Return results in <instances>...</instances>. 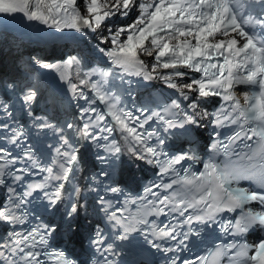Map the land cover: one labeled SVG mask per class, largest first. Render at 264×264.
Returning <instances> with one entry per match:
<instances>
[{
    "label": "snow or ice",
    "instance_id": "snow-or-ice-1",
    "mask_svg": "<svg viewBox=\"0 0 264 264\" xmlns=\"http://www.w3.org/2000/svg\"><path fill=\"white\" fill-rule=\"evenodd\" d=\"M255 5H259L258 12ZM135 8L139 14L132 23L108 29L109 34L100 38L99 43L105 46L97 50L111 62L110 67L79 72L75 69L81 60L76 55L62 64L33 57L41 68L60 74L72 99L84 102L76 105L81 124L53 123L47 116L34 115L37 89L3 82L4 89L14 94L19 91L17 99L32 126L39 131L51 130L58 143L50 162L42 165L32 147L16 155L3 146L21 148L27 136L22 125L10 127L0 122V131L10 133L0 137V189L4 192L0 199V226L4 227L0 264H118L115 257L120 252L115 241H128L133 234L163 253L165 264H220L229 252L230 264H264V235L253 243L245 239L252 233L264 234V0H0V14L22 13L28 21L78 33H96L110 18L127 17ZM142 57H153L155 62L149 65ZM161 69L169 71L161 73ZM189 70L199 78L184 82ZM117 71L145 81L162 80L178 98L156 108L142 106L135 114L121 107L118 95L104 90ZM237 85L256 90L237 95ZM87 89H91V96ZM212 97L221 98L223 103L209 112L201 105ZM98 101L106 111L96 107ZM0 112L13 115L4 97H0ZM204 118L215 126L211 149L222 152L225 161L218 164L210 159L203 164V171L193 172L190 164L184 168L181 162L195 161V154L182 151L169 157L162 153L160 146L165 141L153 124L161 125L165 132L180 129L187 134L202 127ZM216 129H229L230 134ZM69 130L76 139L70 138ZM81 140L91 142L102 165L83 187L74 183L80 163L74 144ZM237 142L247 151H237ZM124 153L156 163L161 176L175 178L152 183L144 187L142 196L121 202L118 194L124 190L118 182L106 181L112 179L115 162ZM161 155L165 156L163 161ZM22 162L23 167H15ZM41 173L44 175L39 180L25 182L26 176ZM242 179L258 187H233ZM21 185L22 190H18ZM85 190L95 193V209L103 213L111 232H105L99 223L89 224L86 239L90 250L84 249L81 257L69 245L75 242L83 248L81 212L86 213L88 207ZM33 197L46 201L42 205L45 212L53 216L59 213L61 224L34 216L27 207ZM253 202L258 210L247 207ZM128 204L136 205L134 212L128 210ZM232 213L236 215L225 218ZM168 216L174 223L160 219ZM32 219L36 223L29 226ZM194 222L215 225L233 239L215 244L206 255L184 258L180 252L187 248L189 235H199L192 227ZM184 226H188L187 232L178 231ZM61 236L65 237V247L53 246Z\"/></svg>",
    "mask_w": 264,
    "mask_h": 264
},
{
    "label": "bare ground",
    "instance_id": "bare-ground-1",
    "mask_svg": "<svg viewBox=\"0 0 264 264\" xmlns=\"http://www.w3.org/2000/svg\"><path fill=\"white\" fill-rule=\"evenodd\" d=\"M111 24L113 29L121 27L119 23ZM4 38V34L0 33V72L6 71L7 73H9L10 71L13 72L20 67L16 57H21L24 51L29 48V46L22 42L11 43V37L9 40ZM14 46H16L17 48L15 49Z\"/></svg>",
    "mask_w": 264,
    "mask_h": 264
}]
</instances>
